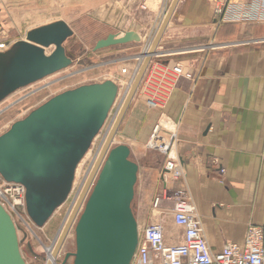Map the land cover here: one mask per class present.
I'll list each match as a JSON object with an SVG mask.
<instances>
[{
	"label": "crops",
	"instance_id": "1",
	"mask_svg": "<svg viewBox=\"0 0 264 264\" xmlns=\"http://www.w3.org/2000/svg\"><path fill=\"white\" fill-rule=\"evenodd\" d=\"M49 1L3 0L2 16L11 7ZM166 2L95 0L99 20L107 23L100 39L127 31L141 39L99 50L103 61L115 58L112 66L125 83L132 81L140 67ZM2 16L0 34L6 37L11 22ZM176 66L192 78L168 79L156 95L161 74L168 70V77H173ZM122 68L126 74L120 73ZM110 80L121 86L117 79ZM152 97L157 101L155 108L147 103ZM163 120L168 121L167 127L176 126V133L160 127L159 135L174 149L184 169L183 185L169 184V193L187 189L214 252L227 242L243 243L249 225L264 226V24L217 25L208 0H180L117 131L121 145L130 148L132 161L139 165L142 188L136 189L133 211L140 230L161 222L172 245L180 243L184 233L174 224L173 203L163 201L155 208L154 200L165 185L159 176L156 195L148 199L144 190L152 180L150 173L142 172L154 171L165 161L148 148Z\"/></svg>",
	"mask_w": 264,
	"mask_h": 264
},
{
	"label": "water",
	"instance_id": "2",
	"mask_svg": "<svg viewBox=\"0 0 264 264\" xmlns=\"http://www.w3.org/2000/svg\"><path fill=\"white\" fill-rule=\"evenodd\" d=\"M178 2L174 0L150 52L145 55L91 179L122 122ZM72 36L69 25L57 21L29 31L25 40L0 52V104L20 89L69 68L73 62L67 56L64 44ZM140 40L134 31L119 37L110 34L97 41L93 51ZM51 48V53H47ZM118 93L119 86L112 80L66 91L33 110L0 136V176L8 183L25 186L27 214L36 227H44L66 203L78 166L106 124ZM130 155L127 145L109 151L75 226L76 252L67 254L62 264H67L71 257L72 264H131L139 243L132 205L139 165L130 159ZM78 207L57 250L73 225ZM0 264H26L14 220L1 204ZM46 264L50 263L47 261Z\"/></svg>",
	"mask_w": 264,
	"mask_h": 264
},
{
	"label": "rangeland",
	"instance_id": "3",
	"mask_svg": "<svg viewBox=\"0 0 264 264\" xmlns=\"http://www.w3.org/2000/svg\"><path fill=\"white\" fill-rule=\"evenodd\" d=\"M11 8L10 12L5 14L6 16H2L8 17L11 23L9 28H7V36L3 37V35L0 34V44L4 42L7 44H14L17 40L26 39L27 33L35 28L53 23L56 20H65L64 22L73 30V36L64 44L66 54L73 63L69 68L61 72L20 89L2 102L0 104V136L6 133L14 123L25 119L33 110L66 91L84 85L103 83L113 78L117 79L121 85L119 93L121 92L124 94L128 83H125L126 81L124 79L116 75L114 71L115 66H112L115 58H107L103 61L99 56V51H93L97 41L105 34V25L107 24L99 20L95 0H87L86 4H81L79 0H50L47 5L16 6ZM51 51L52 48L48 49L47 53H51ZM122 69L120 70L121 74L123 72ZM167 122L168 121L163 120L161 124L167 126ZM169 123L171 124V122ZM102 132L98 136L104 135V132ZM158 136L161 137L162 134ZM96 139L76 171L73 188L78 186L79 179L85 173L89 161L99 147L101 138L99 137V139ZM122 141L120 134L117 132L111 149L121 145ZM153 151L164 156L165 161L157 166V169L154 171L142 169L143 174L146 172L148 174L150 173V179L152 180V183L149 184L148 182V186H145L144 190L148 199L150 196L154 197L156 195L155 192L160 185L159 176L162 175L163 171L162 170L160 173V169L162 166L164 168L167 160L166 154L162 153L160 150ZM130 159L134 160V155H130ZM140 188H142V184L137 181L135 195L136 189L140 190ZM174 194V192L168 193L169 196H173ZM86 198L59 256L57 257V264H62L67 254L76 252L75 226L80 215L84 211L85 204L88 200V198L87 200ZM135 200L136 196L132 203L133 206ZM71 203L72 198L67 199L66 203L57 209L51 219L42 228L36 227L29 218H25V221H22L16 216L13 217L17 228L21 254L26 264L47 263L48 252L46 248L50 247L57 239L72 205ZM143 230L144 228L141 229V231ZM72 262L73 258L71 257L67 264H72Z\"/></svg>",
	"mask_w": 264,
	"mask_h": 264
},
{
	"label": "built area",
	"instance_id": "4",
	"mask_svg": "<svg viewBox=\"0 0 264 264\" xmlns=\"http://www.w3.org/2000/svg\"><path fill=\"white\" fill-rule=\"evenodd\" d=\"M208 2L214 8L217 25L226 23L239 25L264 24V0H208ZM4 11L5 4L3 0H0V16L3 15ZM12 46L13 44H7L6 42L1 43L0 52H6ZM126 73L127 70L123 69V74ZM172 74L173 77L171 78L168 77V70L161 74L157 83L156 95L168 79L176 81L180 77L192 78L189 73H184L183 68L180 66L174 67ZM120 100L121 98L118 95L115 103H119ZM147 103L151 108L157 107L155 97L149 99ZM157 129H159L158 126L151 137L148 148L154 142L155 136H158ZM96 152L97 150L89 161L85 173L79 179L78 186L72 187L69 195V198H72V203L75 202L78 194L82 191L81 187L86 185L85 179ZM162 153L167 156L160 176L165 189L162 195L154 200V207L157 208L163 201H172L173 221L177 227L184 230L183 238L180 243L169 245L165 238L164 225L161 222H153L139 232V243L131 264H264V226L249 225L241 244L227 242L219 252H214L211 249L205 236L202 219L198 215L187 189L182 187L173 196L168 195L170 191L169 184L183 185L184 169L177 155H173L174 149L170 144L168 149ZM98 175L99 173L91 185L87 198L95 186ZM26 194L25 186L8 183L0 176V204L11 215L12 219L14 216L22 221L29 218L26 209Z\"/></svg>",
	"mask_w": 264,
	"mask_h": 264
},
{
	"label": "bare ground",
	"instance_id": "5",
	"mask_svg": "<svg viewBox=\"0 0 264 264\" xmlns=\"http://www.w3.org/2000/svg\"><path fill=\"white\" fill-rule=\"evenodd\" d=\"M180 1V0H179ZM173 2H174V0H167V2H166V5H165V8H164V11H163V15H162V18H161V21H160V24H159V27H158V30L156 31V33H155V35L152 37V39L148 42V44L146 45V47H145V49H144V52H143V55L141 56V59H140V67L138 68V70L136 71V73L134 74V77L132 78V82H130V83H128L127 84V89H126V91L124 92V94H122L121 92L120 93H118V95L120 96V98H121V100L119 101V103H115V106L113 107V111L110 113V115H109V117H108V119H107V121H106V124L104 125V127H103V129L101 130V132L103 131L104 132V135H102V136H98V138L97 139H99V137L101 138V140H100V144H99V147H98V149H97V152H96V154H95V156H94V158H93V161H92V166H91V168H90V170H89V172H88V174H87V177H86V179H85V182H86V185H83L82 187H81V190L83 191H81L80 192V194H78V196H77V198H76V200H75V202H73L72 203V205H71V207H70V209H69V212H68V215H67V217H66V219L64 220V223H63V225H62V227H61V230H60V232H59V235H58V237H57V239L55 240V242L50 246V247H47L46 249H47V252H48V263H50V264H57L56 263V261H57V257L59 256V253H60V251H61V249H62V247H63V245H64V243H65V240H66V238H67V236H68V234H69V232L67 233V235H66V237H65V239H64V241H63V243H62V245L59 247V249L57 250V245H58V242H59V240H60V238H61V236H62V234H63V232H64V230H65V228H66V226H67V224H68V222H69V220H70V218H71V216H72V214H73V212H74V210L76 209V207L79 205V207H78V210H77V214L75 215V218H74V220H73V225H74V223H75V221H76V219H77V216L79 215V212H80V210H81V207H82V204H83V202L85 201V198L87 197V194H88V192H89V190H90V188H91V185H92V183L94 182V180H95V178H96V176H97V174L100 172V170H101V168H102V166H103V164H104V162H105V160H106V158H107V156H108V154H109V151L111 150V147H112V143H113V141H114V137H115V135H116V133H117V131H118V129H117V131H116V133H115V135H114V137H113V139L111 140V143H110V145H109V147L107 148V151L105 152V154L103 155V157H102V160H101V164L99 165V168H98V170H97V172L95 173V175H94V177L91 179V176H92V173H93V169H95V167H96V165H97V163H98V161H99V159H100V157H101V155H102V153H103V150H104V148H105V145L107 144V142H108V140H109V138H110V135H111V133H112V131H113V129L115 128V126H116V124H117V122H118V120H119V118H120V115H121V113H122V111H123V108L125 107V104H126V102H127V99H128V97H129V95H130V92H131V90H132V88H133V85H134V82H135V80H136V78H137V76H138V73H139V71H140V69H141V66L143 65V63H144V61H145V55L148 53V52H150V50H151V47H152V45H153V43L155 42V40H156V37H157V35H158V32H159V30H160V28L162 27V25H163V23H164V21H165V19H166V15H167V13L169 12V10H170V8H171V6H172V4H173ZM179 3V2H178ZM178 5V4H177ZM177 7V6H176ZM176 9V8H175ZM175 11V10H174ZM174 13V12H173ZM173 16V15H172ZM170 21V20H169ZM169 23V22H168ZM168 25V24H167ZM125 34V33H124ZM120 35L118 34V37H119ZM161 39V38H160ZM25 40V39H24ZM160 41V40H159ZM16 43V42H15ZM14 43V44H15ZM159 43V42H158ZM13 44V43H12ZM13 44V45H14ZM52 50H53V48H52ZM119 86V85H118ZM139 87V86H138ZM138 87H137V89H138ZM119 91H120V87H119ZM137 91V90H136ZM136 93V92H135ZM135 95V94H134ZM134 97V96H133ZM117 100V99H116ZM131 102V101H130ZM130 104V103H129ZM125 115V114H124ZM174 125V124H173ZM119 127H120V125H119ZM160 127H163V128H166V129H168V130H170V131H173L174 133H176V126L174 125V126H170V127H167V126H163L162 124H160L159 126H158V128L159 129H157L158 130V135H159V130H160ZM100 132V133H101ZM102 132V133H103ZM95 138V139H96ZM96 139V140H97ZM168 147H169V143L165 140V139H163L162 137H159V136H155V138H154V142L150 145V148L151 149H153V150H161L162 152H165V150L166 149H168ZM173 155H176V152L174 151V154ZM79 167V166H78ZM77 173V172H76ZM76 175V174H75ZM85 184V183H84ZM85 186V187H84ZM83 197V198H82ZM71 198V197H70ZM82 199V200H81ZM80 201H81V203H80ZM80 203V204H79ZM73 225L71 226V229H72V227H73ZM70 229V230H71ZM139 232H141V230H140V227H139V225H138V235H139Z\"/></svg>",
	"mask_w": 264,
	"mask_h": 264
}]
</instances>
